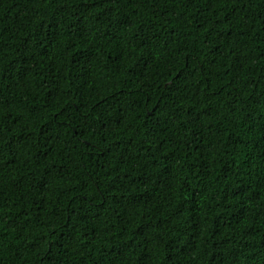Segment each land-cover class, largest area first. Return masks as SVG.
I'll return each mask as SVG.
<instances>
[{
  "label": "trees",
  "instance_id": "trees-1",
  "mask_svg": "<svg viewBox=\"0 0 264 264\" xmlns=\"http://www.w3.org/2000/svg\"><path fill=\"white\" fill-rule=\"evenodd\" d=\"M0 264H264V0H0Z\"/></svg>",
  "mask_w": 264,
  "mask_h": 264
}]
</instances>
